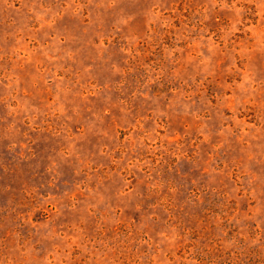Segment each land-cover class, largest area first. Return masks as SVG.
<instances>
[{
  "label": "rangeland",
  "instance_id": "1",
  "mask_svg": "<svg viewBox=\"0 0 264 264\" xmlns=\"http://www.w3.org/2000/svg\"><path fill=\"white\" fill-rule=\"evenodd\" d=\"M0 264H264V0H0Z\"/></svg>",
  "mask_w": 264,
  "mask_h": 264
}]
</instances>
